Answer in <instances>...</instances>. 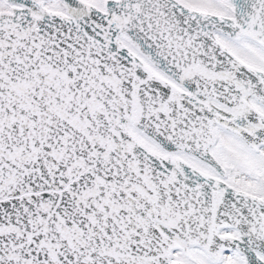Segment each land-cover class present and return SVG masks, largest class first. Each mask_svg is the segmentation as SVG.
<instances>
[{"label":"snow or ice","instance_id":"snow-or-ice-1","mask_svg":"<svg viewBox=\"0 0 264 264\" xmlns=\"http://www.w3.org/2000/svg\"><path fill=\"white\" fill-rule=\"evenodd\" d=\"M0 264H264V0H0Z\"/></svg>","mask_w":264,"mask_h":264}]
</instances>
